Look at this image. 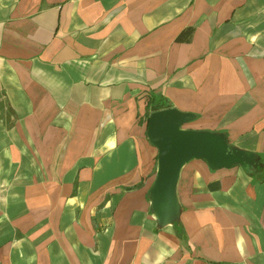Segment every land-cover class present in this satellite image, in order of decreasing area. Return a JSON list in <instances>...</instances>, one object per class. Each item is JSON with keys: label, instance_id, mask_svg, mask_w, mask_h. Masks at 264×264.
<instances>
[{"label": "crops", "instance_id": "1", "mask_svg": "<svg viewBox=\"0 0 264 264\" xmlns=\"http://www.w3.org/2000/svg\"><path fill=\"white\" fill-rule=\"evenodd\" d=\"M158 104L251 155L167 224ZM0 264H264V0H0Z\"/></svg>", "mask_w": 264, "mask_h": 264}, {"label": "water", "instance_id": "2", "mask_svg": "<svg viewBox=\"0 0 264 264\" xmlns=\"http://www.w3.org/2000/svg\"><path fill=\"white\" fill-rule=\"evenodd\" d=\"M194 115L176 108L155 111L148 122V137L158 150V171L152 190V209L161 223L178 218L177 184L183 167L192 160H204L219 170L236 165L247 167L251 155L231 148L224 134L185 129Z\"/></svg>", "mask_w": 264, "mask_h": 264}, {"label": "trees", "instance_id": "3", "mask_svg": "<svg viewBox=\"0 0 264 264\" xmlns=\"http://www.w3.org/2000/svg\"><path fill=\"white\" fill-rule=\"evenodd\" d=\"M189 36H190V31H187L180 37V39L184 40L185 38H188ZM162 109H163V107L160 104L154 106L155 111H159Z\"/></svg>", "mask_w": 264, "mask_h": 264}]
</instances>
